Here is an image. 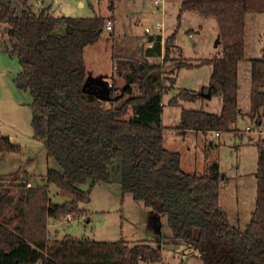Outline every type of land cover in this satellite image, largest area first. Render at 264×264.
Segmentation results:
<instances>
[{"label":"trees","instance_id":"1","mask_svg":"<svg viewBox=\"0 0 264 264\" xmlns=\"http://www.w3.org/2000/svg\"><path fill=\"white\" fill-rule=\"evenodd\" d=\"M28 1L19 0L20 12L0 3V31L4 51L15 56L19 65L12 81L31 97L33 138L56 167L48 168L37 185H17L15 193L0 186V264L161 261L162 249L149 240L49 238L48 221L80 214V204L90 202L98 182H117L122 194H131L134 201L164 215L173 240L197 250L203 264H264V138L255 144V207L249 223L240 229L219 205L224 177L218 165H209L202 174L185 172L181 155L164 147L162 126L163 96L173 88L175 74L209 65V82L201 91L221 98L220 113L183 108L175 129L182 134L236 131L241 114L238 64L245 60L246 17L264 13V0H182L178 25L187 11L214 18L221 55L198 62L174 61L166 68L175 30L166 39L162 63L118 62L119 71L128 69L123 75L122 97L103 82L110 89L105 95L101 78L88 76L83 58L85 47L99 40L107 19L97 15L54 17L48 9L36 14ZM116 1L120 0H110L111 11ZM147 50L159 51L158 39ZM250 63L249 116L260 126L264 123V49ZM199 93L179 91L167 105L196 102L203 98ZM20 150L0 134V154ZM50 185L56 186L62 203L52 202Z\"/></svg>","mask_w":264,"mask_h":264},{"label":"rangeland","instance_id":"2","mask_svg":"<svg viewBox=\"0 0 264 264\" xmlns=\"http://www.w3.org/2000/svg\"><path fill=\"white\" fill-rule=\"evenodd\" d=\"M158 1L160 2L157 4L155 0H120L114 2L113 11L109 9L110 0H29L28 5L36 14L48 9L54 17L97 15L111 21L114 17L113 30L108 31L104 26L97 43L85 47L83 58L88 76L102 78L110 88L114 87L115 93L123 94L125 85L123 75L128 69L122 68L119 71L118 62L145 60L144 50L149 42V35L145 33L146 27L151 29L150 35H153L158 33L156 25H161L160 33L167 36L164 39V48L168 35L176 30V42L174 40L169 44L171 61L166 64V68L170 69L174 61L198 62L201 59L221 55L218 26L214 18L187 11L181 16L178 25L177 17L181 0ZM0 3L10 5L17 12L22 10L19 0H0ZM156 8L160 9V13L155 12ZM189 30L192 32L190 35L187 32ZM263 31L264 13L248 14L245 60L238 64V107L241 114L235 124L236 131L219 134L194 132L186 136L174 128L179 124L183 108L220 113L222 100L216 96L202 98L196 102H180L178 106H168L166 102L183 90L201 94V89L208 85L212 72V67L209 65L178 71L175 74L176 82L173 88L163 96L164 147L181 155V166L187 173L202 174L209 165L214 163L218 165L219 172L224 177L219 185V205L227 214L230 223L240 229H244L249 223L256 201L258 153L255 144L260 140V136L258 131H246L245 128L256 126L249 116L250 60L259 58L262 54ZM3 39L0 31L1 46ZM146 61L151 64L163 62L159 58ZM109 105L110 101H105V106ZM192 140L193 143H189ZM41 149L34 156L38 161V167L41 169L47 165L48 168H55V163L47 157L45 149ZM26 156L28 157V154H22V162ZM4 160H0V186H8L13 193L16 192L19 184L41 183L46 174L45 172L41 175L42 171L37 169L35 178L28 180V176L20 172V167L18 171L12 170L11 162L8 164V161ZM85 187L86 185L83 186ZM49 193L53 203L64 201L57 195L56 186L50 185ZM80 209L82 212L75 214L77 217L73 223H68L63 217L49 220V238L70 235L77 239L93 241L114 242L124 239L130 243L154 240L151 228L155 227L156 221L149 214L157 213L145 207L143 203L134 201L131 194H122L117 182L111 184L98 182L91 191L90 202L80 204ZM80 215L84 220H77ZM162 217L166 220L164 215ZM160 237L165 238L164 233H161ZM184 245L187 247L186 250L179 249L178 253L172 245H165L162 248L161 261L155 263L141 261L139 264H203L198 251Z\"/></svg>","mask_w":264,"mask_h":264},{"label":"crops","instance_id":"3","mask_svg":"<svg viewBox=\"0 0 264 264\" xmlns=\"http://www.w3.org/2000/svg\"><path fill=\"white\" fill-rule=\"evenodd\" d=\"M180 6H181V2H180ZM155 12L160 13V9L156 8ZM48 13L50 14L49 11ZM112 22H114V17ZM161 30L162 28L157 30L158 33L154 34L155 36H157L156 38L151 37L153 35L148 36L149 39L148 46L144 50L145 60H150L151 58H159V60L164 59V52H165L164 39L167 36L162 35L160 33ZM187 32L189 35L192 33L190 30ZM150 38L154 40H150ZM157 39L160 43V50L148 52L147 49L151 48L149 47V45L152 44L153 47L154 42ZM160 63H162V61L156 64H160ZM18 72H19V65L17 63L16 57L9 55L7 52H5L4 47L0 45V134L8 137L12 143L17 144L21 147V150L18 153L0 154V160L5 159L4 161H8V164L11 162L12 170L18 171L17 169L20 167L21 168L20 172L23 175L28 176V180H32L33 178H35V172L37 169H39V171H42L40 173L41 175H43L47 171L48 166L47 165L45 167L43 166L44 169L43 167H41L42 169L41 170L38 167L37 159L34 157L38 151L40 152L42 150L41 148H43V146L40 142H38L33 138V132L31 128V109L29 107L31 103V97L28 92L19 91L15 87L12 81L13 77ZM168 101L169 99L166 102ZM190 134L191 132L186 133L185 135L187 136ZM195 134L197 135L198 133ZM189 143H193V140L190 141ZM188 149L190 150V148ZM23 153L28 154V157L26 156V159L25 160L23 159L22 162L21 158ZM31 154H33V156ZM149 216H151V218L156 221L155 227L151 228L154 238V240L153 239L149 240L151 241V243H153L151 245L159 247L161 249L165 247V245H172V247H174L177 253L180 252L179 249L186 250L187 247L184 245V243H177L173 240L171 231L167 229L166 220L162 217V215H158V214L154 215L153 213H150ZM160 232L162 234L164 233L165 238L160 237L161 235ZM156 237L157 239H155ZM155 240H157V243L154 244ZM163 242L165 244H163Z\"/></svg>","mask_w":264,"mask_h":264},{"label":"built area","instance_id":"4","mask_svg":"<svg viewBox=\"0 0 264 264\" xmlns=\"http://www.w3.org/2000/svg\"><path fill=\"white\" fill-rule=\"evenodd\" d=\"M155 2L158 4L160 1L155 0ZM105 28L108 31H112L113 30V22L110 19H107L105 22ZM161 29V25H156V30ZM145 33H147L148 35H150L151 33V29L146 27L145 28ZM154 35V34H153ZM149 47H152V44L149 45ZM258 129V130H257ZM246 131H258V135L260 136V140L264 138V123H262L260 126H254V127H246L245 128ZM31 184L27 183V187H30ZM77 217V215L75 214H71L68 213L66 214L63 218L65 221H67L68 223H73V220H75ZM77 220H84V217L82 215L78 216Z\"/></svg>","mask_w":264,"mask_h":264},{"label":"water","instance_id":"5","mask_svg":"<svg viewBox=\"0 0 264 264\" xmlns=\"http://www.w3.org/2000/svg\"><path fill=\"white\" fill-rule=\"evenodd\" d=\"M101 85H102V88H103L102 91L104 92V94H105V95L109 94L110 89H109V88H106V87H107V86H106V83H105V84L103 83L102 78H101ZM200 95H201L203 98H209V97L211 96L209 92L201 93ZM122 96H123V94L120 95V97H122ZM101 98H102V99H105V96L102 95Z\"/></svg>","mask_w":264,"mask_h":264}]
</instances>
